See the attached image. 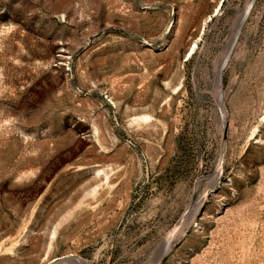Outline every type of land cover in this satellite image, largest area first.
<instances>
[{
  "label": "rangeland",
  "instance_id": "1",
  "mask_svg": "<svg viewBox=\"0 0 264 264\" xmlns=\"http://www.w3.org/2000/svg\"><path fill=\"white\" fill-rule=\"evenodd\" d=\"M0 264H264V0H0Z\"/></svg>",
  "mask_w": 264,
  "mask_h": 264
},
{
  "label": "bare ground",
  "instance_id": "2",
  "mask_svg": "<svg viewBox=\"0 0 264 264\" xmlns=\"http://www.w3.org/2000/svg\"><path fill=\"white\" fill-rule=\"evenodd\" d=\"M189 47H188V49H189ZM220 76H221V68L220 69L217 68L216 71H215L216 99H217V102H218L219 111L221 112V116L224 118L225 117V111H224V106H223V102H222V96H221V92H220ZM218 82H219V84H218ZM219 94H220V96H219ZM221 123L223 124V122H221ZM166 249H168V248H166Z\"/></svg>",
  "mask_w": 264,
  "mask_h": 264
}]
</instances>
